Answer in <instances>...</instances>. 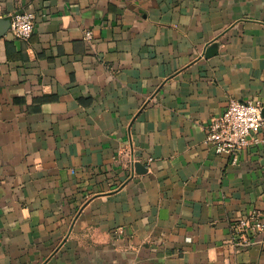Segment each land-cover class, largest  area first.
Returning <instances> with one entry per match:
<instances>
[{"label":"crops","instance_id":"obj_1","mask_svg":"<svg viewBox=\"0 0 264 264\" xmlns=\"http://www.w3.org/2000/svg\"><path fill=\"white\" fill-rule=\"evenodd\" d=\"M25 11L0 34V264H264L233 231L264 211V135L205 144L231 99L264 107V0H0Z\"/></svg>","mask_w":264,"mask_h":264},{"label":"built area","instance_id":"obj_2","mask_svg":"<svg viewBox=\"0 0 264 264\" xmlns=\"http://www.w3.org/2000/svg\"><path fill=\"white\" fill-rule=\"evenodd\" d=\"M36 14L32 11L18 12L11 16L10 30L18 38H28L34 32ZM85 38L91 40L93 32L87 31ZM263 106L253 100L231 99L225 110L213 117L206 126L205 144L217 154L234 159L240 150L264 135ZM236 245L249 248L264 246V211L255 209L240 217L233 224Z\"/></svg>","mask_w":264,"mask_h":264},{"label":"water","instance_id":"obj_3","mask_svg":"<svg viewBox=\"0 0 264 264\" xmlns=\"http://www.w3.org/2000/svg\"><path fill=\"white\" fill-rule=\"evenodd\" d=\"M3 23L6 27H4L2 30L0 29V34H5L7 32V30H9L10 28V24H11V21L10 19H0V23ZM217 48V45H214L211 49L212 50H215ZM262 113L264 115V107H263V110H262Z\"/></svg>","mask_w":264,"mask_h":264}]
</instances>
